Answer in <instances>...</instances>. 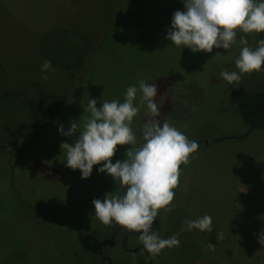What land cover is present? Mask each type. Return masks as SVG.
<instances>
[{
	"label": "rangeland",
	"instance_id": "1",
	"mask_svg": "<svg viewBox=\"0 0 264 264\" xmlns=\"http://www.w3.org/2000/svg\"><path fill=\"white\" fill-rule=\"evenodd\" d=\"M178 9L183 10L181 0H0V146L5 148L0 153V264H27L15 261L19 249L36 252L34 264H99V254L107 257L104 264H132L134 257L148 261L143 248L135 256L123 250L127 230L92 217L94 198L122 195L124 188L98 173L99 165L85 179L78 169L65 167L59 145L72 143L78 133L68 137L57 131L87 117L82 104L89 98L97 100L98 108L104 100H123L126 87L139 79L157 85L160 120L198 141L196 152L182 164L174 192L182 193L177 203L192 208L194 219L207 214L213 225L210 233L181 231L180 210H158L153 230L163 238L179 233L180 245L153 256L156 264H174L189 238L202 235L210 240L205 246L214 249L208 248V263L203 258L199 264H264V249L257 242L264 227V129L238 137L248 129L240 102L264 88V72L228 84L218 74L237 70L238 47L193 53L169 44L165 26ZM258 38L249 34V43L254 47ZM45 59L54 71L41 80ZM77 62L86 68L67 69ZM81 70L83 76L88 71L94 76L76 86L72 74ZM67 92L72 100L67 113L54 116L58 94ZM145 112L141 105L133 120L136 146ZM38 115L57 122V128L45 133ZM128 147L118 145L112 161L123 160ZM10 164L14 170L8 171ZM10 175L17 189L11 188ZM239 237L243 249L235 243ZM139 244L138 234L129 233L126 247Z\"/></svg>",
	"mask_w": 264,
	"mask_h": 264
},
{
	"label": "clouds",
	"instance_id": "2",
	"mask_svg": "<svg viewBox=\"0 0 264 264\" xmlns=\"http://www.w3.org/2000/svg\"><path fill=\"white\" fill-rule=\"evenodd\" d=\"M183 10L171 14L165 26L164 40L171 45L188 48L196 53H212L223 49L227 53L235 45L239 52L234 56L236 71L221 69L219 78L228 84H239L244 74L264 72V0H181ZM258 39L253 47L249 34ZM238 41V43H237ZM166 47V46H165ZM41 80H47L54 71L50 60L40 65ZM139 93V99H137ZM157 85L139 79L126 87L123 100H104L98 108L97 100L89 98L83 105L87 117L81 122L70 121L67 130L59 126L57 131L71 137L72 142L59 145L64 155V166L79 170L82 179L91 175L94 165L98 173L110 175L116 185L124 188L122 195H107L92 200L93 214L103 225L113 223L138 234L149 256H158L165 248L179 247V233L166 238L153 230L152 224L158 210L172 211L175 192L183 169L191 154L199 147L168 120H160V107L155 97ZM146 109L147 119L140 125V143L132 124L140 112ZM129 145L123 160L112 161L117 146ZM136 146V147H134ZM264 219V216H261ZM210 233L212 217L205 214L195 219H185L181 231ZM257 242L264 249V227L257 234ZM210 249H214L209 244Z\"/></svg>",
	"mask_w": 264,
	"mask_h": 264
},
{
	"label": "trees",
	"instance_id": "3",
	"mask_svg": "<svg viewBox=\"0 0 264 264\" xmlns=\"http://www.w3.org/2000/svg\"><path fill=\"white\" fill-rule=\"evenodd\" d=\"M66 66H67V69L71 70V71H76V70L86 68L84 66L83 62H81V64H78V62H77L73 66L72 65H66ZM83 72L84 71L81 70L79 75L72 74L73 76H75L74 77V84L76 86H80L81 84H83V79H86L84 84H87L88 82L91 81V79L94 76L93 73H91L90 71H88V74L87 73L85 74L87 76H85V75L83 76ZM58 96L61 100L59 101L58 110H56L53 115L54 116H56V115L63 116L64 113H67L66 107L69 105V103L72 100L69 99L70 98L69 93L67 95L58 94ZM73 97H74V95H73ZM2 103H4V105L6 104L4 101ZM239 113H240L242 121L248 127L247 131L244 134H241L238 136L239 138H245L253 130L264 129V88H261L259 90H255L253 92L246 94L240 102ZM37 117L42 122V125L40 127L47 126V130H45V133H47V131L49 129L57 128V126H56L57 122L51 124L50 121L43 120V117H41L39 115ZM37 117L35 119L33 118L34 123H37ZM40 127H37V128H40ZM43 132H44V128L42 130L40 129V134H38V136L39 135L41 136V134H43ZM44 136L46 137V134ZM4 149H5L4 147L0 146V153H3ZM9 160L11 161L12 159L9 158ZM10 161H8V160L6 161L8 165H9ZM11 169L14 170V167L10 164L8 171H11ZM14 177L15 176L10 175V180H11L10 185H11V188L14 187V189H17L19 187L18 186L19 183H14L15 182ZM178 192H179V190H178ZM11 196H12V193H11ZM182 196H183L182 193H178L177 196H175V199L172 203L175 204V208L177 211H179V210L181 211L182 221H184L186 218L187 219H194L193 210H192V212L190 210L192 208H190L188 205H187V207L179 205V204H181L180 200L182 199ZM177 200H178L179 204L177 203ZM232 224L234 225V223H231V225ZM198 233H200V232H198ZM199 239H201V241L198 242ZM188 241L189 242L186 244L187 246L184 247L186 252H184L182 255H179V257L175 259L174 264H199V262L203 258L205 259V262L208 263V261H209L208 258L210 256V255H208V252H209L208 248L209 247L205 246V242L208 243V241L210 242V240L205 235L204 236L202 235V237L199 236L198 239H195V238L190 239L189 238ZM235 243L243 249V239L241 237H239ZM180 250H182V248H180ZM21 251H22V249H19L18 251L13 253V257L15 258V261H19L21 259V260H24L23 262H25L27 264H34L36 252H34L32 250L31 251L24 250L22 252ZM133 255L135 256L136 253L135 252L132 253V256ZM99 256H100V260L103 257H106L105 254H102V255L99 254ZM151 257L152 258L149 260L150 263H147V264H156V259L159 258V256H156V259L153 256H151ZM179 258H181V261H179ZM231 259H232V257H231Z\"/></svg>",
	"mask_w": 264,
	"mask_h": 264
},
{
	"label": "flooded vegetation",
	"instance_id": "4",
	"mask_svg": "<svg viewBox=\"0 0 264 264\" xmlns=\"http://www.w3.org/2000/svg\"><path fill=\"white\" fill-rule=\"evenodd\" d=\"M180 167H182V165L180 166ZM129 233H130V235L131 236H134V235H136V234H134V233H132V232H130V231H127V232H125V234H124V236H123V239H122V241H121V247L123 248V250H125L126 252H128V251H131L132 253H134V252H136V250L138 251V250H140V248H142L143 246L142 245H138V248H135V249H132V248H127L126 247V245L128 244V235H129ZM144 249V248H143ZM144 252H145V255H146V257H147V259H148V261H146L144 258H142V257H134L132 260H131V262H132V264L134 263V264H147V263H150L149 262V260H150V256H149V254L144 250ZM105 259H107V257H103L100 261H99V264H104V260ZM109 262V261H108ZM109 264H112L111 262H109Z\"/></svg>",
	"mask_w": 264,
	"mask_h": 264
},
{
	"label": "crops",
	"instance_id": "5",
	"mask_svg": "<svg viewBox=\"0 0 264 264\" xmlns=\"http://www.w3.org/2000/svg\"><path fill=\"white\" fill-rule=\"evenodd\" d=\"M3 6V5H2ZM3 13H4V11H3Z\"/></svg>",
	"mask_w": 264,
	"mask_h": 264
},
{
	"label": "water",
	"instance_id": "6",
	"mask_svg": "<svg viewBox=\"0 0 264 264\" xmlns=\"http://www.w3.org/2000/svg\"><path fill=\"white\" fill-rule=\"evenodd\" d=\"M110 262V260H108Z\"/></svg>",
	"mask_w": 264,
	"mask_h": 264
}]
</instances>
